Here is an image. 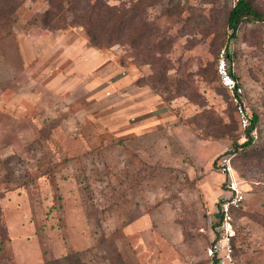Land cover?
I'll list each match as a JSON object with an SVG mask.
<instances>
[{
    "label": "rangeland",
    "instance_id": "1",
    "mask_svg": "<svg viewBox=\"0 0 264 264\" xmlns=\"http://www.w3.org/2000/svg\"><path fill=\"white\" fill-rule=\"evenodd\" d=\"M101 1L124 29L99 46L69 12L84 0L55 31L47 0L3 8L0 264H209L224 156L244 196L225 264H264V24L233 40L235 0ZM221 51L258 116L242 151Z\"/></svg>",
    "mask_w": 264,
    "mask_h": 264
},
{
    "label": "trees",
    "instance_id": "2",
    "mask_svg": "<svg viewBox=\"0 0 264 264\" xmlns=\"http://www.w3.org/2000/svg\"><path fill=\"white\" fill-rule=\"evenodd\" d=\"M15 0H0V22L4 21V15L8 12L3 8L8 6L9 2H13ZM50 4V10L44 12L42 16H40V26L44 29L55 31L64 28L67 24V9L64 10V3L68 4L70 0H47ZM71 4H75L74 2H70ZM119 11L117 8H113L109 6L107 3L101 0H84L82 5H78L69 9L73 22L79 24L83 28L86 29V33L91 42L94 45L99 46L104 42L107 44L112 42L114 38L119 39L121 37H113V35H106L105 27L107 24L119 25L122 26L120 28V32L124 29V23L119 21L117 22V15L115 12ZM66 13V15H65ZM261 23L264 24V12L259 11L251 0H235L234 5L228 11L226 17V29L230 32L229 38L236 39L240 28L244 24H254ZM104 29V34H103ZM0 31L2 33V27L0 25ZM103 42V43H102ZM225 56L228 60H230L231 56L228 51H226ZM230 64V63H229ZM232 75L237 79V77L232 73ZM217 77V74H216ZM258 124V116L254 113L251 115L250 125L244 131L245 141L241 145H235L237 147V151H242L243 149L249 148L254 142L252 131L256 128ZM242 209H238L235 212V216ZM218 214L216 213V219ZM255 221L260 223L264 227V217L256 215L253 217ZM214 224V228L217 225ZM234 224V221H233ZM233 240V239H232ZM70 259L69 256L65 257L64 260Z\"/></svg>",
    "mask_w": 264,
    "mask_h": 264
},
{
    "label": "built area",
    "instance_id": "3",
    "mask_svg": "<svg viewBox=\"0 0 264 264\" xmlns=\"http://www.w3.org/2000/svg\"><path fill=\"white\" fill-rule=\"evenodd\" d=\"M232 73V68L224 51H221L216 65L217 81L228 95L237 115L239 129L244 134V131L250 125L251 115L248 114L247 107L242 99L244 96L243 87ZM251 134H253V131ZM229 161L230 157L224 156L217 162L218 170L226 178V181L224 196L218 204V223L214 228L212 245L208 249L209 264H225L231 260L233 255L232 239L235 236L234 215L238 209L242 208L244 203L243 192L235 180Z\"/></svg>",
    "mask_w": 264,
    "mask_h": 264
}]
</instances>
